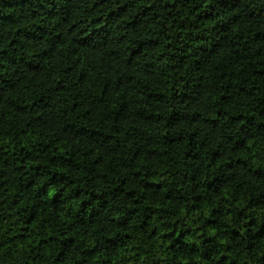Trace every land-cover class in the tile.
<instances>
[{"label": "trees", "instance_id": "1", "mask_svg": "<svg viewBox=\"0 0 264 264\" xmlns=\"http://www.w3.org/2000/svg\"><path fill=\"white\" fill-rule=\"evenodd\" d=\"M0 264H264V0H0Z\"/></svg>", "mask_w": 264, "mask_h": 264}]
</instances>
